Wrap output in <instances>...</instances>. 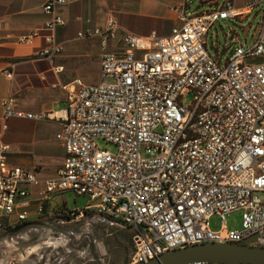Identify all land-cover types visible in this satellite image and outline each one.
<instances>
[{
  "label": "built area",
  "instance_id": "built-area-1",
  "mask_svg": "<svg viewBox=\"0 0 264 264\" xmlns=\"http://www.w3.org/2000/svg\"><path fill=\"white\" fill-rule=\"evenodd\" d=\"M68 3L43 0L48 20L18 41L42 40L44 47L34 58L50 59L59 51L53 31L64 21L53 10ZM260 4V25L251 44L232 48L222 65L217 49L209 56L208 29L220 20L246 16ZM172 11L178 25L166 37L154 32L134 36L112 17L101 31L76 34L97 39L98 80L60 87L65 108L55 139L63 158L55 176L38 180L32 170L9 166L8 148L0 143V220L8 227L40 219L52 196L70 192L86 197L89 205L73 212L62 205L57 216L73 221L92 211L129 230L131 252L124 264L252 236L253 245L264 247V201L257 196L264 194V0H247L240 12L232 0L198 14L183 7ZM7 68L0 66V74L10 80ZM0 106L2 119L44 118L15 110L11 101ZM97 140L115 152L98 150ZM32 186L40 187L31 212L27 196ZM234 212H240V228L228 231L223 217ZM211 216L221 220L216 232L207 228Z\"/></svg>",
  "mask_w": 264,
  "mask_h": 264
},
{
  "label": "crops",
  "instance_id": "crops-1",
  "mask_svg": "<svg viewBox=\"0 0 264 264\" xmlns=\"http://www.w3.org/2000/svg\"><path fill=\"white\" fill-rule=\"evenodd\" d=\"M68 1V5L53 10L64 21L63 26L53 31V42L59 51L50 59H36L34 54L44 47L42 40L35 37L26 44L18 41L32 35L48 20L49 16L42 12L43 0H0V66H7L11 74L10 80L0 74V105L11 101L19 112L44 117L42 120L2 119L0 106V143L8 148L9 166L32 170L38 180L55 176L63 158L61 145L55 139L65 108V95L60 87L74 81L93 85L98 80L97 39H78L76 34L84 30L101 31L106 19L112 17L120 29L134 36L145 37L154 32L157 37H166L178 25L172 10L183 7L186 11L195 0ZM246 1L232 0L236 12L242 10ZM222 2L197 0L196 7L204 8L201 12L218 10ZM246 16L233 19L240 21ZM221 21L224 20L218 22ZM232 34L228 45L244 47L246 35L241 42ZM117 40L118 36L108 42V51ZM39 187L28 189L31 212L36 207ZM49 204L50 201L45 206Z\"/></svg>",
  "mask_w": 264,
  "mask_h": 264
},
{
  "label": "rangeland",
  "instance_id": "rangeland-1",
  "mask_svg": "<svg viewBox=\"0 0 264 264\" xmlns=\"http://www.w3.org/2000/svg\"><path fill=\"white\" fill-rule=\"evenodd\" d=\"M196 6L197 0L191 2L185 12L198 14L204 9ZM261 9L262 4L240 21L227 19L210 27L204 40L208 55L214 56L217 49L222 65L232 48L228 45L232 33L241 42L242 36L246 35L244 47H248L252 32L260 25ZM189 101L188 95L182 103L187 105ZM94 145L98 150L110 154L115 152L112 145L101 140L95 141ZM257 196L264 201V194ZM89 203L86 197H75L70 192L52 196L50 204L44 206V216L38 220L44 224L42 227L30 226L16 233L0 230V264H124L131 252L129 230L114 227L108 219L92 211L73 221L57 216L62 205L66 211L73 212L85 209ZM47 212L51 215L47 216ZM0 226L8 227L3 220H0ZM220 227L219 217L208 218L209 231L216 232ZM223 227L228 231H237L240 228V212L224 216Z\"/></svg>",
  "mask_w": 264,
  "mask_h": 264
},
{
  "label": "water",
  "instance_id": "water-1",
  "mask_svg": "<svg viewBox=\"0 0 264 264\" xmlns=\"http://www.w3.org/2000/svg\"><path fill=\"white\" fill-rule=\"evenodd\" d=\"M38 221L25 222L8 228L5 233H16L30 226L42 227ZM256 236L240 243H205L187 246L161 254L144 264H264V247L253 245Z\"/></svg>",
  "mask_w": 264,
  "mask_h": 264
},
{
  "label": "flooded vegetation",
  "instance_id": "flooded-vegetation-1",
  "mask_svg": "<svg viewBox=\"0 0 264 264\" xmlns=\"http://www.w3.org/2000/svg\"><path fill=\"white\" fill-rule=\"evenodd\" d=\"M38 220H39V219H37V220H35V221H38ZM10 228H11V227H10ZM6 229H8V227L4 228L3 226H0V230L3 231V232H4Z\"/></svg>",
  "mask_w": 264,
  "mask_h": 264
}]
</instances>
